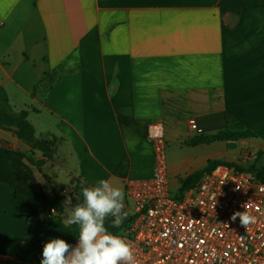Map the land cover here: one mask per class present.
Returning a JSON list of instances; mask_svg holds the SVG:
<instances>
[{
    "label": "crops",
    "instance_id": "obj_1",
    "mask_svg": "<svg viewBox=\"0 0 264 264\" xmlns=\"http://www.w3.org/2000/svg\"><path fill=\"white\" fill-rule=\"evenodd\" d=\"M52 71L50 88L33 95ZM0 89L13 110H27L38 137L60 139L35 178L49 200L53 191L63 195L65 223L72 176L90 187L107 179L124 190L127 179L153 175L149 125L164 134L172 194L209 160H246L243 150L256 159L264 151V2L0 0ZM231 118L255 136L190 144ZM0 145L31 151L3 129ZM29 214L0 181L3 264H41L42 252L18 259Z\"/></svg>",
    "mask_w": 264,
    "mask_h": 264
},
{
    "label": "built area",
    "instance_id": "obj_2",
    "mask_svg": "<svg viewBox=\"0 0 264 264\" xmlns=\"http://www.w3.org/2000/svg\"><path fill=\"white\" fill-rule=\"evenodd\" d=\"M190 124L196 128L194 121ZM147 135L153 175L125 181L124 211L132 221L116 233L133 247L135 264H264V177L217 164L175 197L161 127L149 125ZM245 210L256 217L247 228L239 217L231 219ZM78 244L77 236L66 255Z\"/></svg>",
    "mask_w": 264,
    "mask_h": 264
},
{
    "label": "trees",
    "instance_id": "obj_3",
    "mask_svg": "<svg viewBox=\"0 0 264 264\" xmlns=\"http://www.w3.org/2000/svg\"><path fill=\"white\" fill-rule=\"evenodd\" d=\"M256 1L264 2V0ZM55 76V71L45 74L41 81L33 87L32 94L35 95L49 89ZM0 128L13 133L31 149L29 153H24L6 146H0V181L8 184L30 210L28 221L32 227L24 239V245L18 258L21 263L28 258H37L49 240L64 239L70 245L78 236L79 228L78 225H66L62 220L60 201L63 195L53 191V199L49 200L38 186L35 178L34 170L39 169L46 160L52 158L60 139L55 136L37 137L34 127L27 120V111L25 109L13 110L1 89ZM253 136L255 134L248 127L237 119L231 118L223 130L215 134L195 137L190 141V144L236 141ZM32 151H39L42 158L34 160ZM217 164L233 165L238 170L253 172L259 178L264 177V151L256 153V160L252 167L237 164L230 160H209L204 167L179 180V186L174 196L180 197L185 189L193 186L202 174L211 171ZM84 187L90 186L80 177L72 176L70 178L68 195L71 200L69 208L72 211L83 202L82 189ZM51 209L55 212H52ZM126 213L127 218L123 220L119 228L113 227L115 216L106 218L105 227L110 233H120L123 228L128 227L132 221V216L128 212Z\"/></svg>",
    "mask_w": 264,
    "mask_h": 264
},
{
    "label": "clouds",
    "instance_id": "obj_4",
    "mask_svg": "<svg viewBox=\"0 0 264 264\" xmlns=\"http://www.w3.org/2000/svg\"><path fill=\"white\" fill-rule=\"evenodd\" d=\"M83 202L71 212L66 225H78V246L66 255L70 245L64 239H52L44 247L41 264H135L134 249L122 236L110 233L105 220L115 216L113 227L119 228L127 218L123 188L113 186L107 179H100L92 187L82 189ZM65 205L71 200L66 198ZM65 211H68L65 207ZM239 217L246 228L256 222L247 210L235 212L231 219Z\"/></svg>",
    "mask_w": 264,
    "mask_h": 264
},
{
    "label": "rangeland",
    "instance_id": "obj_5",
    "mask_svg": "<svg viewBox=\"0 0 264 264\" xmlns=\"http://www.w3.org/2000/svg\"><path fill=\"white\" fill-rule=\"evenodd\" d=\"M27 111V110H26ZM27 120L29 121V119H28V117H27ZM30 122V121H29ZM31 123V122H30ZM32 126H33V124H32ZM0 129H2V128H0ZM3 130H5V129H3ZM6 131H8V130H6ZM8 132H10V131H8ZM11 133V132H10ZM12 135H14L13 133H11ZM15 136V135H14ZM37 136V135H36ZM15 137H17V136H15ZM38 137V136H37ZM41 137H46V136H41ZM18 138V137H17ZM19 139V138H18ZM147 139L149 140V138H148V135H147ZM22 141V140H21ZM149 142H150V140H149ZM25 143V142H24ZM26 144V143H25ZM151 144V143H150ZM27 145V144H26ZM0 146H2V145H0ZM28 146V145H27ZM29 147V146H28ZM30 148V147H29ZM31 150V149H30ZM20 151V150H19ZM22 152V151H21ZM39 152V151H38ZM24 153H26V152H24ZM55 153V152H54ZM54 153H53V155H54ZM41 154V153H40ZM242 154H243V156L245 157V158H247L246 160H248V158L251 156V154H255V152L254 151H249V152H246V150H243L242 151ZM42 155V154H41ZM53 157V156H52ZM251 158V157H250ZM254 159V157L253 158H251L250 160H253ZM241 160L242 161H246V160H244V159H242L241 158ZM37 169H35L34 170V173H35V171H36ZM77 177V176H76ZM36 181H37V179H36ZM37 184H38V186L40 187V189L41 190H43V192H44V194H45V196L47 197V194H46V192L44 191V189L41 187V185H40V183L37 181ZM177 188H178V184L176 183L175 185H173L172 186V189H171V191H172V194H175L176 192H177ZM68 194H69V192H68ZM69 196V195H68ZM125 200H126V198H125ZM125 200H124V202H125ZM50 241V240H49Z\"/></svg>",
    "mask_w": 264,
    "mask_h": 264
},
{
    "label": "water",
    "instance_id": "obj_6",
    "mask_svg": "<svg viewBox=\"0 0 264 264\" xmlns=\"http://www.w3.org/2000/svg\"><path fill=\"white\" fill-rule=\"evenodd\" d=\"M256 159H254L250 164H245V162L241 161L240 159L236 161L237 164H242L244 166L252 167Z\"/></svg>",
    "mask_w": 264,
    "mask_h": 264
}]
</instances>
